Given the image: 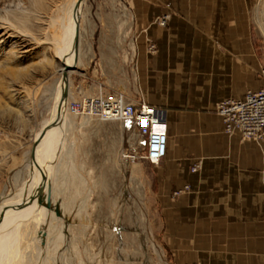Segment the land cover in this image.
<instances>
[{
	"label": "crops",
	"instance_id": "crops-1",
	"mask_svg": "<svg viewBox=\"0 0 264 264\" xmlns=\"http://www.w3.org/2000/svg\"><path fill=\"white\" fill-rule=\"evenodd\" d=\"M254 1L111 0L82 66L79 28L83 96L121 93L166 110L167 152L148 164V193L169 264H264V140L227 135L216 111L264 85Z\"/></svg>",
	"mask_w": 264,
	"mask_h": 264
},
{
	"label": "rangeland",
	"instance_id": "rangeland-1",
	"mask_svg": "<svg viewBox=\"0 0 264 264\" xmlns=\"http://www.w3.org/2000/svg\"><path fill=\"white\" fill-rule=\"evenodd\" d=\"M68 1L0 0V201L15 194L29 178L25 167L32 161L33 138L49 117L52 90L62 68L48 41L57 28L51 18L57 17ZM110 2H83L81 66L89 52L83 44L87 33L98 29L96 17L100 11L110 12ZM250 21L255 45L264 57V0L254 1ZM81 66L71 69L69 75L75 104L93 97L81 94ZM101 95L106 97L99 90L94 96ZM68 112L74 125L63 153L71 151L61 161L67 162L68 171L56 174L52 184L53 231L48 243L44 244V232L37 243V225L26 223L19 248L28 250L29 256L18 264H169L154 233L156 212L148 193L149 165L129 158L139 144L134 126ZM38 152L39 144L35 156ZM58 234L60 240H56ZM37 247L42 251L39 254Z\"/></svg>",
	"mask_w": 264,
	"mask_h": 264
},
{
	"label": "bare ground",
	"instance_id": "bare-ground-1",
	"mask_svg": "<svg viewBox=\"0 0 264 264\" xmlns=\"http://www.w3.org/2000/svg\"><path fill=\"white\" fill-rule=\"evenodd\" d=\"M83 2L84 0L78 5V0H69L67 4L65 3V6L63 5L64 7L59 8L60 14H57V17L53 16L51 18V24H57V28L55 26L56 34L51 37L49 36L48 41L51 43L54 53L61 60L62 68L60 76L55 80L52 90V104L49 108V117L42 121L38 136L35 135L33 138V142L36 141L41 131L45 129V133L38 140L39 152L36 153L37 156H35L34 160H30L31 163H26L27 166L25 168L28 171L29 178L25 183L23 182V187L18 189L15 194L7 195L0 201V264H18L26 260L25 257L28 255L26 251L28 250L19 248L22 230L26 223L34 222L37 225L36 230L38 232H35L38 234H36L37 236L35 235L37 238L34 240L37 243L41 241L40 234L42 232L45 233L44 244L46 241L48 243L53 231L52 206L54 202L51 199L52 184L56 182V180L54 181L56 174L58 175L61 172L64 174L68 171L67 162L61 164V161L63 162L62 159L65 154H70V149H66L63 153V147L68 133L74 125L73 118L70 116L67 108L68 102H70L68 101V94L67 98L63 101H61V95L64 88H67L69 100L70 98L73 99L72 92L70 93L69 75L71 69L75 68L74 63L78 65V62H74L78 47V43L76 44L74 39L76 20L79 21L80 28ZM65 67H71V69L67 71V77L63 79ZM48 202L50 203V208L48 207ZM63 207L65 206L63 205ZM60 236L61 234H58L56 240ZM39 252L42 251L37 247V253L39 254Z\"/></svg>",
	"mask_w": 264,
	"mask_h": 264
},
{
	"label": "built area",
	"instance_id": "built-area-1",
	"mask_svg": "<svg viewBox=\"0 0 264 264\" xmlns=\"http://www.w3.org/2000/svg\"><path fill=\"white\" fill-rule=\"evenodd\" d=\"M159 24L164 25L165 19ZM260 75L264 79V57ZM67 108L76 116H87L99 122L132 124L139 137V144L138 150L129 158L150 165H158L164 159L167 152L165 109L144 101L127 102L121 93L109 98L86 97L79 104L68 102ZM216 111L223 119L227 135L239 133L243 140L257 143L264 140V85L258 90L247 91L240 99L219 102ZM196 169L197 166H194L191 171L195 172ZM178 194L179 191L174 193L175 196Z\"/></svg>",
	"mask_w": 264,
	"mask_h": 264
},
{
	"label": "water",
	"instance_id": "water-1",
	"mask_svg": "<svg viewBox=\"0 0 264 264\" xmlns=\"http://www.w3.org/2000/svg\"><path fill=\"white\" fill-rule=\"evenodd\" d=\"M82 1H83V0H78V5H79ZM74 40H75V43H76V44H77L78 41H79V21H78V20H76L75 39H74ZM69 69H71V67H65V70H64V72H63V79H65V78L67 77V71H68ZM67 94H68V90H67V88H64L63 93H62V95H61V101L65 100V99L67 98ZM44 133H45V129H43V130L41 131L39 138L42 137ZM39 138H38L36 141L33 142V145H32L31 150H30V155H29L30 160H34V158H35V148H36V146H37V144H38V140H39Z\"/></svg>",
	"mask_w": 264,
	"mask_h": 264
}]
</instances>
